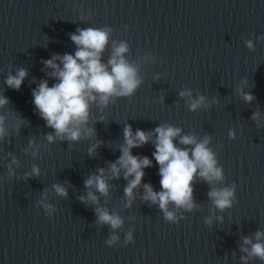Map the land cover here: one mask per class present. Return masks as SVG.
I'll return each mask as SVG.
<instances>
[{
  "label": "water",
  "instance_id": "95a60500",
  "mask_svg": "<svg viewBox=\"0 0 264 264\" xmlns=\"http://www.w3.org/2000/svg\"><path fill=\"white\" fill-rule=\"evenodd\" d=\"M104 26L113 29L105 62L113 40L130 44V61L149 54L155 62L140 64L144 82L133 97L102 111L93 106V119H105L91 125L96 129L92 141L47 145L45 135L53 130L35 110L32 89L37 85L31 81L47 78L44 60L74 54L70 33ZM259 37H264V0H0V95L10 101L0 113L11 110L27 121L17 134V121L9 117L11 136L0 143V264H242V237L264 231V127L251 119L259 111L264 124V39ZM247 40L254 50L247 48ZM21 68L28 76L20 90L8 88L9 72L15 75ZM54 82L49 79V86ZM241 86L256 97L250 104L237 92ZM187 89L219 104L191 112L178 95ZM162 123L201 139L212 137L210 147L219 153L225 175L218 186L235 183L237 201L224 212L213 211L210 186L197 180L194 198L200 208L177 212L186 217L179 225L166 222L158 205L142 200L143 183L161 190L155 147L150 142L133 148V155L149 157L153 166L144 170L131 207H125L122 173L109 181L110 195L100 197L101 205L124 219L119 242L109 247V226L97 224L95 205L79 200L87 195L84 180L121 155L125 124L133 132H148ZM230 129L236 131L235 140L228 137ZM29 140L38 146L36 159L23 151ZM97 140L103 143L90 157L87 149ZM9 152L20 160L19 167L13 166L14 177L7 173ZM34 163L41 175L25 179ZM54 183L65 185L67 198L56 195ZM38 200L55 207L51 218ZM206 217H214L211 226L204 223ZM130 228L134 242L125 245Z\"/></svg>",
  "mask_w": 264,
  "mask_h": 264
},
{
  "label": "clouds",
  "instance_id": "9594fccd",
  "mask_svg": "<svg viewBox=\"0 0 264 264\" xmlns=\"http://www.w3.org/2000/svg\"><path fill=\"white\" fill-rule=\"evenodd\" d=\"M127 27L125 25V28ZM112 32L113 29L109 26L77 28L74 33L69 34L71 41L76 45L74 54H57L51 59L44 60L47 78L39 81L33 78L31 81L37 85L32 89V103L35 110L45 121L46 127L53 130L45 135L47 145L57 141H67L71 147L82 140L92 141L96 137V129L91 125L104 122L105 119L103 116L99 121L93 119V106L102 111L109 105L115 104L120 98L133 97L143 84L140 64L149 61L154 63L155 56L145 54L140 62L130 61L127 58L131 52L130 44L123 40L119 42L113 40L110 54L105 62L103 56L108 49ZM246 46L250 50L255 48L252 40H247ZM27 76V70L21 68L15 75L9 72L5 83L8 88L19 91ZM49 79L55 81L51 86ZM237 92L249 104L256 98L252 93L244 92L242 86L237 88ZM178 95L185 100L191 112L210 109L213 103L219 104L218 99L210 101L202 94L194 97L191 89L182 90ZM163 100L164 97L161 96L160 102L163 103ZM9 102V98L0 95V109H4ZM9 117L17 121L15 124L17 134L20 127L27 123L19 115H14L11 110L0 113V143L11 136L7 123ZM251 119L258 128L264 127L259 111L253 112ZM236 135L234 129L229 130V139L235 140ZM123 141L119 146L121 155L118 159L115 162H108L107 168H98L96 174L88 176L84 180V187L88 190L87 195L79 197L81 203L95 205L97 224L109 226L110 234L105 240L107 246L113 247L119 242L118 232L124 227V219L118 213L101 205L100 197L110 195L112 185L109 181L119 180L122 173L123 179L127 181L123 189L125 207H131L137 195L135 190L141 186L145 176L144 170L153 166L152 159L133 155L132 149L143 147L150 142L155 147L152 156L159 166L161 190L156 191L151 183H143L142 200L150 205H158L166 222L179 225L180 220L186 217H178L177 212L183 210L191 213L200 208L194 198V184L197 180L210 186L207 196L213 205V211L224 212L232 208L237 201L235 183L218 186L224 184L225 175L223 166L219 163V153L210 147L212 141L210 135L205 134L201 139L195 133L184 134L181 127L167 123L160 124L152 131L146 132L138 128L133 132L132 126L125 124ZM102 143L99 140L92 143L87 149V154L95 157ZM33 149H38V146L34 140H29L28 147L23 151L36 159L39 157V151ZM7 157L11 158L6 165L7 173L9 177H14L16 173L13 166L19 167L20 160L10 152L7 153ZM40 175L41 169L34 163L24 178H38ZM52 188L57 196L67 198L68 189L64 184L54 183ZM46 197L47 189L44 190V198ZM36 205L42 206L45 214L52 217L55 211L53 205L45 203L44 200H38ZM170 205L173 208H170ZM213 219L214 217H206L204 223L211 226ZM218 219L223 221L222 216ZM134 230L130 228L125 234V245L134 242ZM242 240L243 243L240 245V251L243 253L240 257L242 264H249L253 259L264 262V231L258 230L254 233V238L244 236Z\"/></svg>",
  "mask_w": 264,
  "mask_h": 264
}]
</instances>
